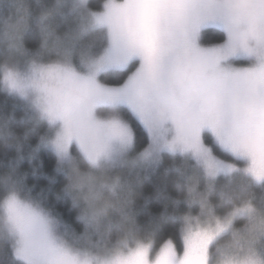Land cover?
<instances>
[{
    "label": "snow or ice",
    "instance_id": "1",
    "mask_svg": "<svg viewBox=\"0 0 264 264\" xmlns=\"http://www.w3.org/2000/svg\"><path fill=\"white\" fill-rule=\"evenodd\" d=\"M65 2L43 7L40 48L71 17L78 52L22 59L27 8L6 34L18 56L0 60V93L24 115L19 135L0 117L17 153L0 179V264H264V0ZM152 177L163 208L140 223ZM110 213L116 230L93 236Z\"/></svg>",
    "mask_w": 264,
    "mask_h": 264
},
{
    "label": "trees",
    "instance_id": "2",
    "mask_svg": "<svg viewBox=\"0 0 264 264\" xmlns=\"http://www.w3.org/2000/svg\"><path fill=\"white\" fill-rule=\"evenodd\" d=\"M47 0H41L40 3L37 0H27V9L29 11V27L23 34V43L25 48L32 50L36 49L40 44L41 36L40 32L37 28V20L40 13L43 10L44 6H47ZM3 15L7 16L9 13V6L5 5L2 9ZM32 18L36 21H31ZM20 102L11 96H5L3 93H0V117H8L13 116L14 121L9 124V130L20 134L23 130V126L20 124L21 117L24 115L23 109L19 106ZM35 143V138L30 137L28 141H22V152L26 154L29 151V144ZM17 153L15 148L12 149H4L0 148V165L7 166L10 161L16 158ZM40 163L42 165V170L46 173L51 171V167L54 164V160L49 156V154L45 152H41L40 154ZM167 163L163 167L167 166ZM163 167H161L158 171L162 172ZM21 169H28L27 160H25L21 165ZM61 178H58L57 183L53 185V192L58 191L62 184L60 182ZM155 182V177L150 178L149 181H145L144 187L142 190H139L137 200H136V210H137V218L140 223L147 222L150 218L160 213L163 208V200L157 198L153 193V183ZM28 183H36L39 187H43L47 185V181L40 177L39 179H33V177L29 176ZM37 189V190H38ZM257 196L260 195V190H256ZM50 198H54L50 195ZM70 207V202L60 203L58 204V209L64 213V218L72 224V227L76 229L77 232L81 231V225L76 222V213L75 211L68 212L66 209ZM0 257H3L6 262L7 258V250L6 248L0 252Z\"/></svg>",
    "mask_w": 264,
    "mask_h": 264
},
{
    "label": "clouds",
    "instance_id": "3",
    "mask_svg": "<svg viewBox=\"0 0 264 264\" xmlns=\"http://www.w3.org/2000/svg\"><path fill=\"white\" fill-rule=\"evenodd\" d=\"M54 3L55 0H47L48 5H53ZM5 5L9 6V13L7 16L3 15L2 13V9ZM69 7H70V0H66V2L61 5V10L63 12H67ZM17 8L20 9L27 8V0H0V60H4L10 57L14 58L18 56V53L15 50L9 48L7 35H6L12 30V26L16 25L18 22V14L16 11ZM28 23H29V19H28ZM74 26L75 25L74 23H72L71 17H68L67 22L62 21L59 16L55 17L52 22V32L50 35L47 36L46 47L44 49L40 48L41 41L44 39V36L40 33L41 40L38 47L32 50L26 48L28 51L21 58L25 60L31 59L39 52H43L44 54H55L57 52H62L65 47L73 43H74L75 52H78L82 45V42H72L68 37V33L70 29L73 28ZM0 148H4V149L14 148L8 146V144L6 143V138L3 133H0ZM14 164H15V158L12 161H10L6 167L0 165V179H4L8 176V174L11 171V167ZM124 171L125 173H128L129 169L125 168ZM137 172H139L141 176H143L144 174L142 170L131 169L132 177H135ZM139 190L140 189H137V192H139ZM132 212L137 213L136 201L132 206ZM119 222H120L119 217L110 213L109 216L102 218L98 223L90 225L89 231L93 233V236L97 234L102 235L109 230L114 232ZM78 223L81 225V228L83 229L84 228L83 223L82 222H78Z\"/></svg>",
    "mask_w": 264,
    "mask_h": 264
},
{
    "label": "rangeland",
    "instance_id": "4",
    "mask_svg": "<svg viewBox=\"0 0 264 264\" xmlns=\"http://www.w3.org/2000/svg\"><path fill=\"white\" fill-rule=\"evenodd\" d=\"M28 12H29V11H28ZM36 20H38V18H36ZM36 20H34V19L32 18V20H31V21L33 22V21H36ZM36 22H37V21H36ZM14 58H15V57H14Z\"/></svg>",
    "mask_w": 264,
    "mask_h": 264
}]
</instances>
